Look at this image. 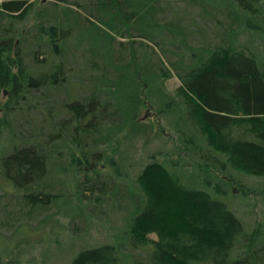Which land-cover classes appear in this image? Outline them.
I'll return each mask as SVG.
<instances>
[{
    "label": "trees",
    "instance_id": "obj_1",
    "mask_svg": "<svg viewBox=\"0 0 264 264\" xmlns=\"http://www.w3.org/2000/svg\"><path fill=\"white\" fill-rule=\"evenodd\" d=\"M42 1L74 6L102 31V43L76 46L72 23L38 12ZM173 2L209 16L207 35L197 37L199 26L165 0L0 2V176L14 191L6 204L13 196L29 215L71 204L65 189L74 180L91 212L114 198L127 210L116 242L83 246L69 264H264V227L246 228L222 200L229 177L206 174L213 166L264 175V43L251 35L264 40L262 6L258 0ZM104 10L107 16L98 14ZM137 39L149 48L152 67L139 65L146 55L135 54ZM114 67L123 71L115 75ZM173 73L180 83L163 107H178L194 131L185 146L203 160L202 184L180 175L179 158L151 153L134 183L120 185L102 173L107 147L121 136L102 81L118 85V77H135L147 89ZM137 83L132 110L124 113L128 125H138ZM3 264L19 262L14 256Z\"/></svg>",
    "mask_w": 264,
    "mask_h": 264
},
{
    "label": "rangeland",
    "instance_id": "obj_2",
    "mask_svg": "<svg viewBox=\"0 0 264 264\" xmlns=\"http://www.w3.org/2000/svg\"><path fill=\"white\" fill-rule=\"evenodd\" d=\"M83 1L87 3L89 0ZM165 1L181 11V14L186 13L187 17L199 26L200 29L196 27L199 31V34L196 33L197 37L199 35L201 37L202 32L207 35V29L211 27L212 21L209 16L200 12L198 6L185 7L182 2ZM258 2L256 3L262 6L261 9L264 12V0H258ZM87 8L90 9L89 6ZM36 9L46 15L61 16L68 23H72L74 35L72 43L76 46L92 47L97 43V38H100L98 42L104 39L102 31L84 22L80 18L81 15L78 17L74 6L63 2L45 4L42 1L36 4ZM98 14L108 15L106 10L98 11ZM6 21L7 18H4L3 22ZM192 28L195 29V26ZM251 35L254 37L255 44L263 45L262 36ZM116 38L121 37L117 35ZM138 45L137 39L134 44L135 54L143 57L146 55L143 61H139V65L145 62L147 66L152 67V60L148 54L149 48ZM155 69L154 66L152 71L155 72ZM114 70L115 75L123 71V69L117 71L116 67ZM116 79L118 85H113L111 78L102 81L105 85L106 97L114 100L113 108L116 107V112L111 108L114 110L112 117L116 120L121 132L120 140L107 147L106 160H103L101 165L102 173L108 172L115 175L118 183H134L133 179L137 172L149 159V155L155 153L160 158L164 156L179 158L184 168L179 172L180 175L186 178L191 176V180L196 179V183L199 184L204 175L199 161L203 160L201 156L185 146L186 136L190 133L193 136L194 131L192 132L182 118L178 107L175 106L170 111L163 107V103L175 96V89L180 83L179 78L174 73L167 78L158 77L157 81L149 83L147 89L140 83L141 80L137 83L135 77L121 76ZM135 82L138 84L141 99L134 121L138 125H128L124 113L132 110L131 100L137 92ZM75 86H73L74 91L77 89V85ZM110 158L116 161L122 173L113 171L109 164ZM207 169L209 172L206 174H210L216 181L220 177L223 179L229 177L228 182L222 185L224 194L221 198L235 210L246 228L251 229L257 224L264 227V175H249L229 167L225 169V173L213 166H208ZM68 174H63V176L66 177ZM12 190L11 185L0 176V264L9 262V259L14 256L19 264H69L73 254L81 247L105 242L114 243L123 229V214L127 211L125 203L119 205L120 201L114 198L113 203L103 201L97 209L91 212L80 200L75 190L74 180H69L65 189L72 196L71 204L58 207L56 204L51 205L46 211H34L31 215L25 211L26 207L20 208L14 202L16 199L13 196L10 198L11 203L6 204L8 199L6 194L14 193Z\"/></svg>",
    "mask_w": 264,
    "mask_h": 264
}]
</instances>
